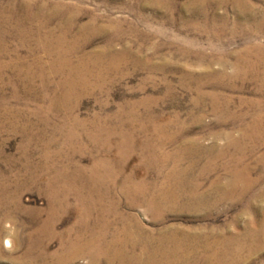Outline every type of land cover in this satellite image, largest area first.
Listing matches in <instances>:
<instances>
[{"label": "bare ground", "instance_id": "1", "mask_svg": "<svg viewBox=\"0 0 264 264\" xmlns=\"http://www.w3.org/2000/svg\"><path fill=\"white\" fill-rule=\"evenodd\" d=\"M234 1H239L246 19L260 20L255 30L264 24V17H260L263 13L260 16L249 13L247 3ZM190 4L202 16L203 11L211 7L209 0H191ZM2 13L0 38L5 34L14 35L17 39L14 54L24 48L31 56L26 60L17 54L13 62L5 66L17 67V74L23 72V83L28 76L38 78L43 90L41 98L49 100L47 110L64 112L60 123L52 128L54 135L46 136L44 131H32L30 115L37 114L39 109L23 112L3 102L5 100L0 104L3 110L1 127L22 135L19 144L22 158L18 161L23 170L15 176L16 182L21 184L19 188L36 186L48 196L51 204L49 218L29 234L25 257L29 256L36 264H73L77 258H86L87 264H264V150L256 154L259 148H264V45L247 42L238 49L227 50V54L236 57L230 62L234 67L231 73L224 68L229 64L226 58L200 56L201 61L207 62L204 74L188 73L185 80L181 79V85L194 91L189 111L192 121L200 122L201 114L208 109L218 121L233 120L240 125L237 136L222 131L219 133L225 139L222 145L215 142L203 149L185 134L187 126L176 119L178 114L161 123L163 113L152 109H146L144 114L136 111L141 104L154 102L155 97L146 96L139 102L125 101L113 112L80 118L73 113L79 98L86 92L103 90L110 75H123L120 65L130 64L134 70L139 68L141 61L137 54L131 53L129 48L117 54H108L106 49L82 52L84 41L78 37L67 38L72 22L63 21L60 15L62 23L55 27L56 34L48 27L53 15L34 14L30 18ZM80 27L82 32L87 29L86 25ZM211 29L215 28L207 26L211 37L220 36ZM101 31L100 27L94 30L95 33ZM36 50L45 53L47 58L35 55ZM213 62L219 65L215 71L211 69ZM3 66L0 64V69ZM148 68L157 69L153 65ZM249 79L258 80L255 96H240L239 109H234L233 95L223 92L222 88H232L234 81H240L239 88L244 89ZM51 86V90H46ZM13 96L16 95L13 93ZM157 99L161 101L162 97ZM41 121L47 122V118ZM142 131L151 132L141 141L136 135ZM32 143H39L43 149L37 161L26 150ZM168 143H178L174 152L165 149ZM88 145L94 146L99 155L85 167L73 161V152L83 153ZM136 147L141 150V161L146 168L156 170L169 164L166 177L163 176L165 184L148 188L133 182L131 175L118 180L124 162ZM112 149H115L114 155L109 154ZM2 153L0 151V159ZM251 157L257 160L261 170L255 176L251 174L253 166L246 162ZM203 158L205 162L200 165ZM14 159L11 160L17 158ZM219 161L227 170L225 181L214 178L207 189H202L203 178L217 168ZM182 162L187 164L181 167ZM39 167L54 173L42 182L43 188L38 178L41 173L35 170ZM23 180L26 181L24 186ZM118 191L120 194L116 195ZM121 197L129 208L143 207L146 214L157 219L176 210L209 213L216 203H225L227 209L240 207L222 225L176 227L153 236L132 213L121 208ZM18 201L19 198L13 201V210L23 212ZM72 209L76 214L74 223L61 235L60 247L48 252L49 241L60 235L53 226L56 215ZM242 214L248 216L247 221ZM240 220L245 222L239 225ZM3 232L8 230L0 228V234ZM12 240L7 238L6 246L15 250L17 244Z\"/></svg>", "mask_w": 264, "mask_h": 264}, {"label": "rangeland", "instance_id": "2", "mask_svg": "<svg viewBox=\"0 0 264 264\" xmlns=\"http://www.w3.org/2000/svg\"><path fill=\"white\" fill-rule=\"evenodd\" d=\"M190 1L0 0V12H3L2 15L15 13L14 15L17 14L18 17H32L34 14H38L40 17L53 15L48 27L51 30L54 29L55 31H53L56 34L58 32L55 27L62 23V19L63 21L68 19L72 24L67 38L78 37V40L84 41L82 47L84 53L106 49L109 52L108 54H117V52L129 48L131 53L137 54L138 59L141 61V68L134 70L130 64L124 65V67L120 65L124 71L123 75H110L103 90L86 92L79 98L73 113L80 118L88 119L93 114L101 115L113 112L125 101L139 102L146 96L155 97L154 102L147 105L141 104L136 111L139 114H144L146 109H152L154 112L163 113L161 123L168 120L165 118H173L174 114H178L176 119L187 126L185 134L194 138L196 144L205 149L215 144V142L221 145L224 143V137L219 134L222 131H229L232 137L237 136L240 125H237V122L233 120L220 122L216 115L208 109L201 114L200 122L192 121L189 111L192 109L191 97L194 95V91L181 85L183 83L181 79L185 80L188 73L193 75L204 74L207 69V62L201 61L200 56L212 55L226 58L229 64L224 68L227 72L229 71L228 73L233 72L232 63L236 57L227 54V50L233 51L247 42L264 45V24L255 30V24L260 20H257V18L246 19L247 16L240 11L239 1L220 2L209 0L211 7L203 11L204 16L197 14L199 10L195 6H191ZM240 2L249 5V13L251 11V13L259 14V16L263 13L260 17H264V0H240ZM27 3L29 7L26 6ZM59 15L62 19L59 18ZM30 18H26V21H31ZM213 21L215 24L211 23ZM83 25L87 26L85 32L80 31L82 30L80 26ZM207 26H213L215 29L211 30H216L220 36L217 38L211 37L208 34L209 32L207 33ZM98 27L103 31L95 33L94 30ZM16 43L17 39L12 34H5L3 38H0V64L4 65L0 69V104L2 100H5L3 102H7L14 109H20L23 112L39 109L37 114L30 115L32 131H44L46 136H52L54 135L52 128L60 123L64 117V112L60 109L53 112L47 110L49 100L41 98L43 90L40 86L41 81L38 78L34 79L32 76H28L23 83V72L17 74V67L5 66L6 63L13 62L17 54L19 58L26 60L31 58L28 54L30 52H27L24 48H19L17 54H14L13 50ZM34 54L43 59L47 58L45 53L37 50ZM230 62L232 63L230 64ZM152 65L153 68L156 67L157 69L148 68ZM218 67L219 65L213 62L211 69L215 71ZM232 84H234L232 88L226 86L222 88V91L224 90L223 92L227 94L230 92L229 94L233 95L232 106L234 109H239L240 96L254 97L255 89L259 85L258 80L254 79L245 81L244 89L239 88L240 81H234ZM31 85L33 88H31ZM210 87L213 86L210 85ZM210 87H207V90H210ZM52 88L53 86L46 87V90L49 91ZM13 93L16 95L15 97ZM164 93L169 96H165ZM159 97H162L161 101L157 99ZM102 104L105 106L102 107ZM2 112V105H0V120H2ZM196 114L198 113H194V115ZM46 118L47 122L41 121V119L45 120ZM1 126L2 124H0V151L3 153L2 159H0V178H2L0 179V228L7 229L8 232L0 234V264H34L35 262L31 261L29 256L25 257L29 242L28 237L41 223L49 218L51 204L48 196L36 186L31 187L28 185L23 189L19 188L21 184L16 182L17 177L15 176L20 175L23 170L21 162L18 161L19 158H22V150L19 148L22 135L11 133L8 131L9 128L5 130ZM148 132L151 131L138 132L137 139L144 140L146 136L150 135ZM177 145L178 143H168L165 149L174 152ZM26 150L35 161L39 160L43 151L39 143L30 144L26 147ZM263 150V147L259 148L256 154H261ZM114 153L115 149L109 151L111 155H114ZM97 155L99 154L94 146L88 145L83 153L73 152V161L88 167L90 160ZM141 155V150L136 147L135 151L124 162L122 174H120L118 180L120 181L123 177L131 175L133 182H140L152 189L160 187L163 183L165 184L163 176L166 177L169 164L158 167L156 170L151 167L146 168L141 161ZM14 158H17L16 161L11 160ZM204 162L205 158L201 160L200 165H203ZM246 162L254 167H251L253 176L261 173L259 164L254 157L249 158ZM186 164V162H182L180 166L183 167ZM57 167H60V165ZM73 168L74 166H71V169ZM42 169H35L36 172L40 171L41 173L38 176L41 188L44 187L42 182L54 174L47 170L45 172ZM156 171L159 173L157 174ZM226 177L227 170L223 168L221 161H219L217 168L211 170L203 178L202 189H207L214 178L225 181ZM24 182L26 181L23 180L22 186H24ZM119 194L118 191L116 195ZM18 198L19 204L24 208L23 212L13 210V201L18 200ZM121 201V208L132 213V216L138 220L140 225L153 236H158L161 232H167L176 227L222 225L226 220L231 219L240 207L238 205L237 208L227 209L225 203H216L215 207L209 210V213L207 211L176 210L167 212L157 219L146 214L143 207L129 208L124 203L123 197H121ZM6 203H8V207ZM241 216L246 217L244 214ZM75 217L74 209L56 215L53 226H55L57 234L60 233V235L58 234L49 241L48 252H54L60 247L61 235H64L68 227L74 223ZM247 217L245 221H247ZM245 221L240 220L237 223L241 225ZM7 238L13 239L12 242L17 244L15 250H11V246H6ZM73 264H87V259L77 258L73 261Z\"/></svg>", "mask_w": 264, "mask_h": 264}]
</instances>
